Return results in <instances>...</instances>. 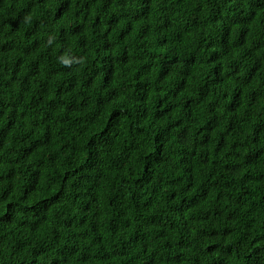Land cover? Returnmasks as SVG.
<instances>
[{
    "label": "trees",
    "instance_id": "1",
    "mask_svg": "<svg viewBox=\"0 0 264 264\" xmlns=\"http://www.w3.org/2000/svg\"><path fill=\"white\" fill-rule=\"evenodd\" d=\"M0 264H264V0H0Z\"/></svg>",
    "mask_w": 264,
    "mask_h": 264
}]
</instances>
